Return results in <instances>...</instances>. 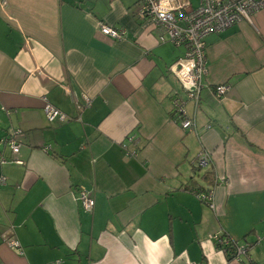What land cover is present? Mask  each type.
<instances>
[{
	"label": "crops",
	"instance_id": "0c3cea01",
	"mask_svg": "<svg viewBox=\"0 0 264 264\" xmlns=\"http://www.w3.org/2000/svg\"><path fill=\"white\" fill-rule=\"evenodd\" d=\"M138 2L0 0V140L19 131L23 162L0 166V264H240L208 237H264V9L205 38V87L185 107L195 129L182 130L169 67L183 50L136 17ZM220 84L230 89L217 99ZM45 103L68 121L47 122ZM203 149L211 164L195 168ZM211 188L214 211L194 193ZM249 256L264 264V241Z\"/></svg>",
	"mask_w": 264,
	"mask_h": 264
},
{
	"label": "built area",
	"instance_id": "2783aa9c",
	"mask_svg": "<svg viewBox=\"0 0 264 264\" xmlns=\"http://www.w3.org/2000/svg\"><path fill=\"white\" fill-rule=\"evenodd\" d=\"M261 9H264V0H198L196 8H190L187 2L180 0H139L136 17L149 21L158 30V40L161 43L167 42L183 50L182 57L169 67V71L179 81L185 93L184 99L178 93H174L171 97L173 115L182 130L195 129L194 119L188 116L185 107L188 101L197 106L200 92L205 87L203 85V79L207 74L205 38L211 34L221 33L241 22L253 26L254 15ZM97 30L100 34L118 41L126 36L125 30L115 29L102 22L97 23ZM229 89L227 84H220L210 88V92L215 98L220 99ZM85 103L88 104L89 101L86 99ZM43 111L49 123L63 124L68 121L65 114L49 103H45ZM210 128L209 124L204 127L205 130ZM18 135L19 131H11L6 138L0 140V166L8 163L23 165L22 161L13 159L20 149ZM128 142L134 144V138L128 137ZM121 148L130 157L136 154L135 151H128L125 144H121ZM48 150V147L43 148L44 152ZM6 152L9 153V157L6 156ZM210 164V152L201 150L194 160V166L203 169ZM219 181L225 186L228 185V180L224 176H220ZM216 183L215 179L214 185ZM5 184V178L0 175V187ZM194 193L202 203L212 211L215 210L212 188L206 191L195 190ZM74 199L80 203L84 211L92 212L94 200L86 190L79 188ZM9 229H13V226ZM208 240L226 258L230 254V249L232 252L230 260L240 264H255L249 256V250L264 241V237L257 236L252 242H239L221 232L210 235ZM3 242L15 250L20 249L18 241L12 236H4Z\"/></svg>",
	"mask_w": 264,
	"mask_h": 264
},
{
	"label": "trees",
	"instance_id": "16d2710c",
	"mask_svg": "<svg viewBox=\"0 0 264 264\" xmlns=\"http://www.w3.org/2000/svg\"><path fill=\"white\" fill-rule=\"evenodd\" d=\"M195 167V166H194ZM196 168V167H195ZM197 191H199V190H197ZM229 253L230 254H228V256H227V260L228 261H230V259H231V255H232V252H231V250L229 249Z\"/></svg>",
	"mask_w": 264,
	"mask_h": 264
}]
</instances>
